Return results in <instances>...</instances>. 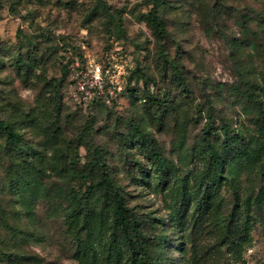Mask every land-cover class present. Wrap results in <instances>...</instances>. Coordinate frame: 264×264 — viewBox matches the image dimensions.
Returning a JSON list of instances; mask_svg holds the SVG:
<instances>
[{
	"label": "rangeland",
	"instance_id": "374dc122",
	"mask_svg": "<svg viewBox=\"0 0 264 264\" xmlns=\"http://www.w3.org/2000/svg\"><path fill=\"white\" fill-rule=\"evenodd\" d=\"M153 8L162 40L143 18ZM88 58L128 88L117 102L82 110L66 98ZM258 104L264 0H0V120L21 137L12 147L0 130V264H127L125 246L107 240L111 206L101 190L88 194L85 258L64 224L67 192L83 194L101 174L147 224L165 264H264V175L238 161L220 178L207 145L221 148L223 126L244 145L263 139ZM150 138L168 162L163 173L149 159ZM202 174L211 178L205 204L195 193Z\"/></svg>",
	"mask_w": 264,
	"mask_h": 264
},
{
	"label": "trees",
	"instance_id": "16d2710c",
	"mask_svg": "<svg viewBox=\"0 0 264 264\" xmlns=\"http://www.w3.org/2000/svg\"><path fill=\"white\" fill-rule=\"evenodd\" d=\"M143 18L151 28L155 38L159 40H162L163 37L165 38L163 20L154 8L145 13ZM159 50L161 54H164L163 47L160 46ZM81 61L83 62V60ZM17 63H20L21 66L28 69L27 65L25 63H21L20 60H18ZM71 63L72 61L69 60V57H65L63 61L61 60V70L64 72V84L67 88L74 82L70 79ZM172 71L175 75H179L175 66L172 67ZM61 82L62 80H56V87L60 96ZM127 89L128 88L125 87L122 93L129 91ZM146 90L149 92L150 86H147ZM64 97L65 94L63 98ZM68 97L69 94L66 93V98L68 99ZM117 100L118 98H111L109 102H107L102 95L95 94L93 99L85 106L78 104H76V106L79 109L86 110L99 104H112L117 102ZM257 107L256 117L253 121L254 124L260 128L262 132L260 137L263 139H259V141L252 146L244 145L238 140V133L233 130L231 134L235 136H230L227 132V127L223 126L221 128V132L224 133L225 139L222 142L221 148H216L211 144H207L211 160L215 170L219 172L220 178L222 177L223 168L226 165L227 167L231 166V169H233L234 165L240 163L238 161H245L251 164L256 167L258 172L264 175V107L261 104H258ZM130 128L134 133L133 136L135 138L138 140L143 138L141 127L134 121L131 123ZM0 130L3 132L6 144L9 146L16 147L21 143L19 132L15 130L11 122L0 120ZM207 133V131L203 132L204 135ZM203 139L207 142L205 136H203ZM146 146L150 155L149 159L152 160L153 165L160 170L161 173H163L167 168L168 162L158 150L156 140L154 138H150ZM210 179V177H206L202 174L195 182L197 186L195 193L201 194L197 203L205 204L207 199L205 194L211 188ZM180 182L184 188H187V183L184 179L180 180ZM94 189L101 190L102 200L105 205L109 204L111 206L107 240L114 248H117L116 242H120L125 246L127 264H165L164 261H162L161 256L151 252V239L145 233L147 231L146 227H148L147 224L136 219L133 211L126 206L124 196L113 187V183L107 174H101L98 181L91 183L88 189L81 195H79L75 189H70L69 192H67L68 206L66 208L67 212L64 217V224L67 227L68 234L75 242L74 252L77 259L85 258L88 250L90 249V240L93 237L94 216H92V210L88 208V194ZM230 216H232V213ZM229 217H224L222 219V223H229ZM156 240H159L158 243L165 241L162 236L156 237ZM19 260L20 259H18V261Z\"/></svg>",
	"mask_w": 264,
	"mask_h": 264
},
{
	"label": "built area",
	"instance_id": "2783aa9c",
	"mask_svg": "<svg viewBox=\"0 0 264 264\" xmlns=\"http://www.w3.org/2000/svg\"><path fill=\"white\" fill-rule=\"evenodd\" d=\"M115 70L102 68L98 62L87 59L86 64L77 69L74 88L69 91L70 98L78 105L85 106L93 99L95 94L105 96L107 79L111 88L108 90L107 99H111L121 94L123 88L118 80H115ZM107 100V101H109Z\"/></svg>",
	"mask_w": 264,
	"mask_h": 264
}]
</instances>
